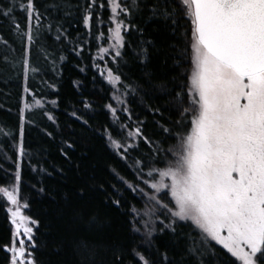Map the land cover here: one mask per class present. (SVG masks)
Returning a JSON list of instances; mask_svg holds the SVG:
<instances>
[{"label":"trees","instance_id":"obj_1","mask_svg":"<svg viewBox=\"0 0 264 264\" xmlns=\"http://www.w3.org/2000/svg\"><path fill=\"white\" fill-rule=\"evenodd\" d=\"M35 2L41 19L39 25L33 22L31 42L24 35L28 31L26 14L18 8L15 12L20 31L0 16V187L12 181L16 163H20L19 198L27 204V216L37 222L32 251L36 264H81L83 256L77 242L85 236L100 243L96 264H111L114 253L122 256L123 264H141L131 254L133 248L153 264H232L235 259L215 243L202 245L199 231L188 221H178L175 232L159 231L162 225L157 216L168 223L159 208L152 217L156 231L150 243L142 222L136 224L140 232L132 231L133 207L142 219H148L143 213L151 201L139 191L148 194L144 181L154 182L148 171L165 167L166 159H172L166 150L177 143L180 105L176 94L187 96L190 21L179 18L174 28L170 21L152 17L150 8L156 0H138L140 9H134L127 20L131 27L122 32V56L115 62L105 58L97 63L95 56L107 44L111 26L106 0H98L105 8L95 9L90 28L82 20L89 0ZM97 19L104 23L97 25ZM100 32L104 38L98 39ZM58 33L60 40L56 39ZM26 51L27 75L23 64ZM100 64L120 75L123 83H118V92L125 103L116 116L106 107L113 105L115 90L100 74ZM25 87L29 93L24 92ZM33 94L43 108L35 106ZM52 100L57 105H52ZM85 102L91 107L86 109ZM24 103L33 107L25 109V154L21 157L20 109ZM73 111L88 125L73 118ZM137 127L142 136L135 135L127 152L109 146L106 129L124 143L127 134L135 133ZM109 197L121 199L120 207L108 204ZM81 213L99 217V224L88 231ZM10 238L5 203L0 198V249ZM194 240L204 249L202 254L189 253ZM0 264H8L3 250Z\"/></svg>","mask_w":264,"mask_h":264},{"label":"snow or ice","instance_id":"obj_2","mask_svg":"<svg viewBox=\"0 0 264 264\" xmlns=\"http://www.w3.org/2000/svg\"><path fill=\"white\" fill-rule=\"evenodd\" d=\"M107 6L112 25L108 28L107 39L114 41L111 46L114 54L109 48L100 47L99 58L112 54L115 62L122 56V32L131 27L127 23L128 17L134 9H140V3L138 0H131V3L107 0ZM97 7L102 10L105 4L89 0L84 6L82 20L86 28L91 27ZM17 8L26 14L28 31L24 35L31 42L32 25L33 22L39 25L41 12L35 0L19 3L17 0H8L7 3L0 0V16L9 19L16 31H20V24L15 19ZM150 12L154 18L162 17L170 21L174 28L179 18L190 21L191 70L185 83L187 96L176 94L180 105V119L176 124L184 130L179 131L178 127L177 143L166 150L172 157L166 159V166L152 167L148 171L147 175L154 182L145 180L144 183L153 190V194L148 195L143 189L139 191L154 202V207L144 211L143 215L148 219H142L135 207L131 209L132 231L140 232L136 224L142 222L144 235L150 243L156 231V220L152 217L156 215L155 206H158L168 220L165 223V220L156 217L162 225L159 231L167 229L175 232L178 221H191L200 233L201 244L207 246L214 241L222 246L235 258L232 264H264V0H156ZM103 23L101 19L96 20L97 25ZM97 38H104V33L100 32ZM56 39H61L59 33ZM23 64L27 75V51ZM107 78L110 84L123 86L120 75L111 68L107 71ZM24 92L29 93L30 89L25 87ZM32 99L35 106L44 107L34 94ZM113 99L121 105L125 103L115 95ZM50 103L57 105L58 102L52 100ZM32 107V104L24 103L20 109L21 143L18 152L21 157L25 154V109L31 110ZM84 107L91 106L85 102ZM106 107L116 116L117 108L112 104ZM122 110L128 112L126 107ZM71 115L88 125V121L76 111ZM48 119L54 121L52 115H48ZM163 131L170 133L171 130L164 128ZM105 132L114 151L123 149L127 152L132 147L114 138L107 129ZM135 135L142 136L139 127ZM132 136L133 133L129 132L128 137ZM144 140L149 142L147 137ZM154 174L158 175V180ZM14 180L11 190L0 188V193L14 207V210L9 207L8 212L15 229L10 243L0 250L7 254L8 264H36L32 252L35 248L34 232L29 225H36L37 222L21 212L27 204H21L19 199L20 163H16ZM127 186L133 192L137 191L132 184ZM162 192L164 196L170 193L174 206L161 201L159 194ZM107 203L120 207L121 199L109 197ZM81 220L88 231L100 222L99 217L84 213H81ZM77 248L83 256L81 264H96L95 257L100 248L98 241L85 236L77 242ZM203 250L194 240L189 253L195 256L202 254ZM131 254L141 264H153L135 248ZM163 260H168L167 255L163 256ZM111 264H123L122 256L114 253Z\"/></svg>","mask_w":264,"mask_h":264},{"label":"rangeland","instance_id":"obj_3","mask_svg":"<svg viewBox=\"0 0 264 264\" xmlns=\"http://www.w3.org/2000/svg\"><path fill=\"white\" fill-rule=\"evenodd\" d=\"M107 1V0H106ZM129 2H131V0H128ZM126 2H127V0H126ZM109 11H110V9H109ZM112 26V25H111ZM190 36H191V34H190ZM189 40H190V38H189ZM114 43V41H112V40H109L108 39V42H107V44L104 46V48H109L110 49V51H111V53H113L114 54V49H112L111 48V46H112V44ZM189 47H190V45H189ZM100 55H101V53H99V50H98V52H97V54H96V56H95V59H96V61H97V63H100L101 61H104L105 60V58H110V59H113V57H112V54H105L104 55V58L103 59H100L99 57H100ZM98 69H99V71H100V74L103 76V78H104V80L106 81V82H108V78H107V71H108V68H107V66L106 65H98ZM190 70H191V63H190ZM109 83V82H108ZM110 84V83H109ZM111 85V87L115 90V96L118 98V99H121V97L119 96L120 94H119V92H118V84H116L115 86L114 85H112V84H110ZM120 106H121V104L120 103H118V100L117 99H113V107H115V108H117V110L120 108ZM127 139L125 140V144H128V145H131V144H133L134 143V141H135V133H133V136L131 137V138H129L128 137V134H127V137H126ZM16 172V171H15ZM14 175H15V173H14ZM158 179H159V177H158ZM157 179V180H158ZM15 183V180H14V176H13V179H12V181L8 184V185H6V186H3V187H0V188H9V190H11V186L13 185ZM143 186V185H142ZM18 187H19V185H18ZM146 188H148V194L149 195H152L153 194V190H151L149 187H148V185H146ZM165 192L167 191V189H165L164 190ZM0 198L4 201V203H5V210H6V212H7V216H8V223H9V227H10V231H11V238H10V241H11V239H12V233H13V231L15 230L14 229V225L11 223V217H10V213L8 212V208L9 207H13L11 204H10V202H8L7 201V198L5 197V196H3V193H0ZM159 198L161 199V201L163 202V203H169V206L170 207H172V206H174L172 203H171V196H170V193H169V195L168 196H164V194H163V192L162 193H160L159 194ZM20 199V198H19ZM20 202H21V204H24L21 200H20ZM152 203V204H151ZM150 203V206H149V208H153L154 207V202H151ZM156 207V209H158V206H155ZM13 210H14V207H13ZM21 212H22V214L23 215H25V216H27V214H26V208H21ZM28 217V216H27ZM30 219V218H29ZM31 220V219H30ZM188 222H190L191 223V221H188ZM29 226H31V227H33V232H34V230H35V228H36V225H32V224H30ZM21 238H25V237H21ZM26 239V238H25ZM10 241H9V243H10ZM213 243H215L214 241H212ZM8 243V244H9ZM216 244V243H215ZM217 245V244H216ZM219 247H221L222 248V246H220V245H218ZM223 249V248H222ZM225 250V249H224ZM32 251H33V249H32ZM226 251V250H225ZM227 252V251H226ZM229 254V253H228ZM230 255V254H229ZM231 256V255H230ZM235 259V258H234ZM239 263V262H238Z\"/></svg>","mask_w":264,"mask_h":264}]
</instances>
